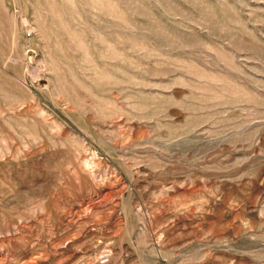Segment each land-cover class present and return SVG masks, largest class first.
Returning a JSON list of instances; mask_svg holds the SVG:
<instances>
[{
  "label": "rangeland",
  "instance_id": "1",
  "mask_svg": "<svg viewBox=\"0 0 264 264\" xmlns=\"http://www.w3.org/2000/svg\"><path fill=\"white\" fill-rule=\"evenodd\" d=\"M0 264H264V0H0Z\"/></svg>",
  "mask_w": 264,
  "mask_h": 264
}]
</instances>
